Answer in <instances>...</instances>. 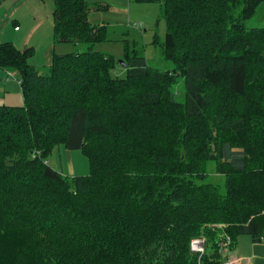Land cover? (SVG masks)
Listing matches in <instances>:
<instances>
[{
	"label": "trees",
	"instance_id": "1",
	"mask_svg": "<svg viewBox=\"0 0 264 264\" xmlns=\"http://www.w3.org/2000/svg\"><path fill=\"white\" fill-rule=\"evenodd\" d=\"M260 2L165 0L173 70L135 51L115 75L86 0H54L53 23L56 41L88 50L41 71L32 47L0 42L24 97L0 104V264H221L219 234L264 239V27L245 23ZM62 144L89 175L50 164Z\"/></svg>",
	"mask_w": 264,
	"mask_h": 264
},
{
	"label": "rangeland",
	"instance_id": "2",
	"mask_svg": "<svg viewBox=\"0 0 264 264\" xmlns=\"http://www.w3.org/2000/svg\"><path fill=\"white\" fill-rule=\"evenodd\" d=\"M28 0H25V3ZM33 6L36 7L35 12H33V18L39 17L45 19L47 26H51V36L50 40L55 41L57 53H69V52H81L88 50L87 45L75 46L73 43H62L55 40L54 37V24H53V9L54 0H30ZM92 4V9L89 16V21L93 24H108V32L106 39L97 43L94 46V50L107 55H113L115 57V68L113 73L118 76H125L126 71V54L130 56L135 55V51L139 55L145 56L148 63L161 70H173L175 68L174 63L166 59L163 54V44L165 42L166 36V21L163 16V3L165 0H86ZM9 0H0V31L7 30V27L14 28L13 21L10 23L5 18L7 14L6 11L10 9ZM109 4L111 6H109ZM32 17L29 22L34 20ZM38 18V19H39ZM44 23V24H45ZM248 27H264V0H261L257 10L254 14L245 22ZM19 24V23H18ZM135 24H139L140 28L136 27ZM142 24V25H141ZM22 31L27 28L28 25H22ZM47 31V29H46ZM6 32V31H5ZM45 34V31L43 35ZM157 36V38H156ZM0 42L11 41L3 40L0 35ZM14 43V42H13ZM16 45V43H14ZM46 42H41L37 47L31 45L33 49V55L29 60L41 71H44L42 53ZM17 46V45H16ZM67 48L66 50H62ZM63 52H62V51ZM41 61V63H39ZM38 63V64H37ZM41 65V67L39 66ZM19 76V75H18ZM17 76V77H18ZM12 79L13 76H11ZM19 86H17L16 81L11 82L10 95L19 92ZM178 99L184 100L185 90H184V80L179 81L177 84ZM8 96V97H9ZM17 98L19 95H16ZM12 100L6 102L7 105L20 106L24 104L23 102H18L17 100ZM3 103L5 101H2ZM16 103V104H14ZM2 104V103H1ZM50 164L63 172L64 175L76 176V175H89L90 174V160L87 154L81 149H68L65 144H62L53 149L51 155L49 156ZM71 165L75 167V173L72 174ZM215 162L211 161L208 164L209 180L214 183H223L224 178L217 174ZM247 236L249 239L251 236L247 233H242L238 237ZM219 246L217 250L222 252L221 254V264H224L230 259L231 253L234 250V246L230 243L229 249H226L223 244L222 234L218 237ZM207 240V238H206ZM212 245V244H211ZM211 245L206 242V247L208 253L211 252L209 246ZM227 246V247H228ZM214 250V249H213ZM215 251V250H214ZM228 256V257H227Z\"/></svg>",
	"mask_w": 264,
	"mask_h": 264
},
{
	"label": "crops",
	"instance_id": "3",
	"mask_svg": "<svg viewBox=\"0 0 264 264\" xmlns=\"http://www.w3.org/2000/svg\"><path fill=\"white\" fill-rule=\"evenodd\" d=\"M9 1L11 2L10 9L5 12V14H7L5 18L10 23L13 21L14 28H11L9 26L7 27V30L2 29V31H0V35L2 36L3 40H11L4 42H14L16 43L17 47H19L20 49H25L27 47H30L31 45L37 47V45L40 44L41 42H46V45H44V49L42 53V61H43V66L47 68V66H49L52 63L54 54H64V53H57L56 44H53L55 41L52 42V40L49 39L51 36V29H52L51 26L46 25L44 18L41 19L39 17L33 18V12H35L36 7L33 6L30 0H28L26 3L25 0H9ZM143 1H147V0H143ZM109 6L111 5L109 4ZM31 17L34 20L33 21L31 20L29 22ZM18 23L24 26L28 25L23 33H20L23 27L20 26ZM16 26H19V29L16 30ZM108 28L109 27L107 24V32H108ZM44 31L45 34L43 35ZM66 49L67 48H63L62 50H66ZM39 63H41V61ZM32 65L37 68V65L36 64L34 65L33 62ZM39 66L41 67L40 64ZM11 76H13L15 80L12 79ZM17 76H18L17 72L10 71L0 67V104L1 103L7 104L6 102H10L12 100L11 98L17 101L19 100L18 102L24 103L21 80L20 77ZM12 81H16L17 86H19L20 90L18 93L15 92L11 96H9ZM16 95H19V97L17 98ZM2 101L5 102L3 103ZM71 170H72V174H74L75 167L73 165H71ZM246 237L247 236H241L240 238L238 237L237 243L234 246L235 248L230 256V259L232 260L231 264H264V239L262 241L256 242L253 240L252 236H250L249 239Z\"/></svg>",
	"mask_w": 264,
	"mask_h": 264
},
{
	"label": "built area",
	"instance_id": "4",
	"mask_svg": "<svg viewBox=\"0 0 264 264\" xmlns=\"http://www.w3.org/2000/svg\"><path fill=\"white\" fill-rule=\"evenodd\" d=\"M142 25V24H141ZM136 27L140 28L139 24H135ZM19 29V26H16V30ZM232 243V239L230 236L226 235L225 239H224V244L223 247L226 246V249H229V244ZM229 245V246H228ZM228 246V247H227ZM191 249L196 252L199 253V256L201 257L203 255V253L205 252L206 249V242L204 239L197 237L194 238L191 242ZM222 252H220L221 254ZM232 261H226L224 264H231Z\"/></svg>",
	"mask_w": 264,
	"mask_h": 264
}]
</instances>
